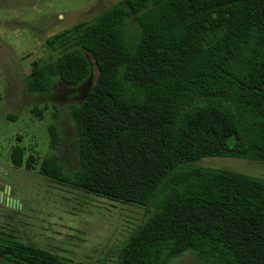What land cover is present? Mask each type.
I'll use <instances>...</instances> for the list:
<instances>
[{"label": "trees", "instance_id": "trees-1", "mask_svg": "<svg viewBox=\"0 0 264 264\" xmlns=\"http://www.w3.org/2000/svg\"><path fill=\"white\" fill-rule=\"evenodd\" d=\"M46 45L61 55L30 73V93L51 92L55 78L81 85L87 53L98 76L69 108L79 168L67 174L53 153L40 174L154 208L120 264H168L189 251L202 264H264V179L195 166L212 156L264 163V0H120ZM45 109L32 112L42 119ZM48 133L56 150V123ZM11 162L32 169L37 158L17 146ZM0 264L75 263L0 234Z\"/></svg>", "mask_w": 264, "mask_h": 264}, {"label": "rangeland", "instance_id": "rangeland-1", "mask_svg": "<svg viewBox=\"0 0 264 264\" xmlns=\"http://www.w3.org/2000/svg\"><path fill=\"white\" fill-rule=\"evenodd\" d=\"M120 0H0V192L16 203L0 201V234L56 253L75 264H120V250L154 208L118 203L56 182L40 174L39 162L57 154L67 174L79 168L78 144L69 115L94 87L96 63L78 87L54 79L49 93H30V73L61 54L47 37L82 21H92ZM130 21V30L136 28ZM48 35V36H47ZM36 64V65H35ZM35 65V66H34ZM34 66V67H33ZM46 109L40 119L32 112ZM54 115L58 119H54ZM56 123L61 142L50 148L48 127ZM22 147L37 158L35 168L16 167L11 152ZM195 166L264 179V163L242 158L204 157ZM168 264H202L189 251Z\"/></svg>", "mask_w": 264, "mask_h": 264}, {"label": "water", "instance_id": "water-1", "mask_svg": "<svg viewBox=\"0 0 264 264\" xmlns=\"http://www.w3.org/2000/svg\"><path fill=\"white\" fill-rule=\"evenodd\" d=\"M6 189H8V187H6L5 188V192L4 193H1L0 192V201H2L3 203H7V204H12V203H16V201H13L12 199H10L9 197H8V192H7V190Z\"/></svg>", "mask_w": 264, "mask_h": 264}, {"label": "crops", "instance_id": "crops-1", "mask_svg": "<svg viewBox=\"0 0 264 264\" xmlns=\"http://www.w3.org/2000/svg\"><path fill=\"white\" fill-rule=\"evenodd\" d=\"M48 36V35H47ZM48 38V37H47Z\"/></svg>", "mask_w": 264, "mask_h": 264}]
</instances>
